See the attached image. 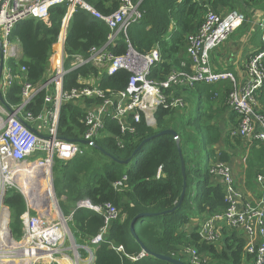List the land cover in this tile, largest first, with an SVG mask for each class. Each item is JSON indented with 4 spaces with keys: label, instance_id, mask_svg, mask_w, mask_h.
Here are the masks:
<instances>
[{
    "label": "trees",
    "instance_id": "1",
    "mask_svg": "<svg viewBox=\"0 0 264 264\" xmlns=\"http://www.w3.org/2000/svg\"><path fill=\"white\" fill-rule=\"evenodd\" d=\"M86 1L104 15L115 12L122 2ZM238 1L142 0L140 9L143 17L129 27L128 36L133 47L141 52L159 48L162 60L153 68L152 77L159 81L165 80L173 69L189 70L191 62L187 54V39L198 31L209 10L217 13H221L224 8L236 10ZM240 5L247 8L260 7L264 6V0H242ZM67 11V4L57 5L51 8L48 17L28 18L15 26L13 37L20 41L23 51L20 65L27 68L22 74L30 82L39 83L43 79L49 67L53 44L58 39ZM240 11L247 17L243 24L245 26L250 23L252 16L247 11ZM109 32L105 21L78 7L69 21L66 52L70 56H88L93 46H102L106 42ZM126 49L124 39H121L113 51L115 54H123ZM263 51L264 46L257 52ZM9 63L14 70L19 68L14 60H9ZM182 63H186V67ZM92 69L96 71L95 68ZM81 71L82 69H78L67 75L68 88L78 86ZM129 76L125 70H120L114 76L105 74L102 87L123 90ZM19 88L20 85L16 82L8 91L7 97L13 103L20 101ZM230 89L231 83L226 89L217 85L198 84L192 92L203 103L193 121L185 119L182 109L160 106L155 112L156 127L147 126L143 118L137 124L135 135H121L119 124L109 120L107 131L115 137L101 136L96 140V146L86 147L84 154L73 160H56L54 185L66 216L71 214L76 202L81 199H89L93 204L110 202L120 211L118 218L110 223L105 241L98 246L91 244L94 251L92 264H171L148 253L137 261L131 260L129 256H136L144 251L141 244L152 253L166 255L185 264H242L245 253H248L244 249L246 241L237 229L223 224L219 241L210 243L202 239L198 224L189 228L194 218L200 216L203 219L222 213L228 207L224 185L214 180L210 174L212 163L207 166L203 161L204 157L207 160L214 157L213 146L222 137L221 128L215 121L220 113L214 107L217 102L222 107L229 106L227 96ZM260 90H264V86ZM217 96L223 98L216 101ZM42 104L43 95L40 94L30 109L32 107L38 113ZM83 117L84 110L78 105L71 101L65 103L59 136L66 140L81 141L82 133L87 128L81 122ZM189 126L192 127L191 131L187 130ZM165 129H174L179 140L171 134L158 135ZM148 138L151 139L135 152ZM228 138L242 142L241 137L229 135ZM119 139L122 145L119 144ZM250 144L251 152L244 158L247 180L264 176V144L257 139ZM130 158L132 159L128 163L121 162ZM182 159L186 166V188L182 205L173 210L184 190ZM215 160L228 162L229 158L224 152H220L218 156L216 154ZM161 166L164 176L157 178V171ZM124 177L126 180L122 189L114 187V183ZM5 203L11 211L10 226L13 234L16 238H21V216L27 209L24 198L17 191L9 190ZM142 213L148 215L136 221L134 235L131 230L132 220ZM103 226V215L85 208L76 210L69 222L76 242L81 245H90L91 238ZM112 245H122L126 254H119ZM188 249L197 251V261L187 253ZM249 256L253 260V255Z\"/></svg>",
    "mask_w": 264,
    "mask_h": 264
},
{
    "label": "built area",
    "instance_id": "2",
    "mask_svg": "<svg viewBox=\"0 0 264 264\" xmlns=\"http://www.w3.org/2000/svg\"><path fill=\"white\" fill-rule=\"evenodd\" d=\"M141 1L122 0L115 12L104 15L86 0H0V264H11L12 257L18 260L16 264H52L58 254L71 260L64 254L67 249L75 253L73 264H82L80 247L89 252L93 263L91 244L98 246L105 241L108 227L120 211L110 202L93 204L89 199H81L66 216L54 185L56 160H73L84 154L86 147L96 144L101 136L115 137L107 131L109 120L119 124L121 135H135L137 124L143 118L147 126L154 127L158 107L182 109L186 106L185 99L171 90L180 84L193 87L197 83L231 81L227 102L237 114L238 122L230 134L257 139L264 144V113L257 100L258 92L264 86V51L249 57V79L243 84L232 73L217 72L211 66V52L245 24L246 15L238 9L221 13L209 11L198 31L187 39L190 70L173 69L165 80L159 81L152 77L153 68L162 60L159 48L141 52L133 47L128 36L129 27L143 17ZM61 4H67L68 11L53 44L49 67L39 83H32L22 74L27 68L20 65L23 51L20 41L13 37V31L18 23L28 18L48 17L51 8ZM78 7L105 21L110 29L106 42L102 46H93L88 56H70L65 48L69 21ZM121 39L127 49L123 54H115L113 48ZM9 60H14L19 68L14 70ZM78 69H82L78 86L68 88L67 75ZM120 70L130 74L126 87L118 91L104 89V75L114 76ZM16 82L20 85V101L13 103L7 94ZM40 94L43 95L42 108L35 113L30 106ZM70 101L84 110L81 122L87 128L81 141L88 144L59 136L62 108ZM119 144L122 145L120 139ZM210 174L224 185L228 207L199 222L202 239L215 243L222 236L223 224L235 228L244 237V249L253 255L254 264H264V193L254 204L246 201L240 204L241 194L236 188L231 166L223 161L213 162ZM162 176L161 166L157 178ZM125 180L126 177L116 181L114 187L122 189ZM258 181L263 183L264 176L259 175ZM9 190L20 193L26 203L27 209L21 216L23 234L20 240L15 239L10 226L11 211L5 203ZM83 208L103 215L104 226L91 238L90 245L77 246L69 221L76 210ZM67 242L71 246L67 247ZM112 248L119 254H126L122 245H112ZM187 253L194 261L198 260L195 249H188ZM144 256L146 252L142 251L129 258L137 261Z\"/></svg>",
    "mask_w": 264,
    "mask_h": 264
},
{
    "label": "crops",
    "instance_id": "3",
    "mask_svg": "<svg viewBox=\"0 0 264 264\" xmlns=\"http://www.w3.org/2000/svg\"><path fill=\"white\" fill-rule=\"evenodd\" d=\"M241 1L242 0H239L237 2L236 7L238 8V10L242 9L245 12L247 11V14L252 16L251 21L247 25H242L243 27L240 26L238 29H236L224 43L219 45L211 52V66L214 71L232 73L235 79L239 83L243 84L249 79V73L247 70V61L249 57L264 46V29L262 26L264 25V6H252L248 8L242 7L240 5ZM228 10V8H224L222 9V12ZM182 65L183 67H186V63H182ZM230 83L231 81L225 80L220 81L216 84H202L217 85L220 88L226 89L230 86ZM198 84L201 83H197V85ZM194 86L189 87L186 84H180L174 89H171L173 94H178L185 99L187 104L184 108H182V110H184L183 113H185L186 115L185 119L188 121L190 119L188 118L189 116L187 115V113L191 111L189 114L190 116H193L190 118L194 120L196 118L195 116L201 111L203 103L201 98H195V95L192 92L196 89V86ZM262 92H264V90H260L258 92L259 94H261H258L257 100L260 111L264 112V93ZM222 98L223 97L217 96L215 100L219 101ZM220 105V102L215 103L214 109L216 112L218 109L220 113L219 117L215 119V121L221 128L222 137L220 141L213 146V150L215 153L214 157L209 158L208 160L206 157H204L203 163L205 162L207 163V166H209V164L216 161V154L218 156L220 152H224L227 158H229L228 162L226 163H228L233 170L236 188L241 194L240 204H242L244 201L256 203L263 196L264 182H259L258 178L256 177H254L252 180H247L248 178L245 175L247 168L245 169L246 164L244 160L245 156L251 152L252 148L250 147V143L253 139H242L241 137L242 142H239L234 138H228V136L231 135L230 130H232L233 127L237 124L238 117L236 113L231 109V107L227 105H223L222 107ZM187 130L191 131V129L189 128ZM248 182L250 185L248 184ZM201 220L202 219H200V216L194 218L189 228L191 226L197 225ZM80 249L84 251V254L83 251L80 252L81 257L84 259L82 264L91 262L89 252L82 247ZM85 253H88L89 260L88 257L86 258L87 254L85 255ZM249 257L250 256L245 253L242 264H253V260ZM75 259L76 256L73 255V260L63 259V261H54L52 264H73L76 261Z\"/></svg>",
    "mask_w": 264,
    "mask_h": 264
},
{
    "label": "water",
    "instance_id": "4",
    "mask_svg": "<svg viewBox=\"0 0 264 264\" xmlns=\"http://www.w3.org/2000/svg\"><path fill=\"white\" fill-rule=\"evenodd\" d=\"M1 67H2V65H1ZM260 130H262V128H260ZM165 134H171V135L175 136L177 140H179V139H178V134H177V132H176L174 129H165V130H162V131H160V132L158 133V135H165ZM151 138H153V137H151ZM151 138L145 139V140L141 143V145L137 148V150H136L135 152H137L138 150H140V149L142 148V146H143L148 140H150ZM79 142L82 143V144H88L87 141H79ZM93 146H96V144H93ZM131 159H132V158L127 159V160H125V161H121V162L128 163V162L131 161ZM182 171H183V175H184V190H183V193H182V195H181V198H180L179 202L177 203V205L174 207L173 210H175L176 208H178L179 206H181V205H182V202H183V199H184V193H185V188H186V178H185V176H186V166H185V161H184L183 159H182ZM145 215H148V214H145V213L139 214L138 216H136V217L132 220V223H131V230H132V233H133L134 235H136V234H135V229H134V225H135L136 221H137L140 217H143V216H145ZM136 237H137V236H136ZM141 247L143 248V250H144L146 253L151 254V255H153L154 257L158 258V259L166 260V261H168V262L171 263V264H185L183 261H180V260L174 259V258H172V257L166 256V255H162V254H158V253H152V252H150V251L146 248V246H145L144 244H141Z\"/></svg>",
    "mask_w": 264,
    "mask_h": 264
},
{
    "label": "rangeland",
    "instance_id": "5",
    "mask_svg": "<svg viewBox=\"0 0 264 264\" xmlns=\"http://www.w3.org/2000/svg\"><path fill=\"white\" fill-rule=\"evenodd\" d=\"M209 11H211V10H209ZM187 109V108H186ZM191 111H189L188 113H187V115L189 116L188 118L190 119V121H193L192 120V118H190V113ZM154 119H155V115H154ZM155 121H156V119H155ZM191 125L193 126L194 125V123H191ZM156 126V124L154 125V127ZM192 127L190 126L189 127V129H191ZM54 167H55V165H54ZM61 199H63L64 200V198H61ZM59 202H60V200H59ZM70 222V221H69ZM198 224H199V222H198ZM15 237V236H14ZM15 239L16 240H20V238H16L15 237ZM74 242H75V244L77 245V246H82L81 244H78L77 242H76V240L74 239ZM75 245V246H76ZM66 246L68 247V246H71V244L69 243V242H67V244H66ZM83 246H86V245H83ZM81 248V247H80ZM79 248V253L81 252V251H83L82 249H80ZM15 254V253H14ZM66 256H68V257H71V260H73V255L75 254L74 253V251L72 250V249H67L66 251H65V253H64ZM81 254V253H80ZM83 254H84V251H83ZM87 254V255H86ZM85 255H86V258L88 257V260H89V256H88V253H85ZM63 257H64V255L63 254H58V255H56V261H63ZM12 261L13 262H11V264H16V262L18 261V260H16V258L15 257H12ZM90 264H92V262H90Z\"/></svg>",
    "mask_w": 264,
    "mask_h": 264
}]
</instances>
